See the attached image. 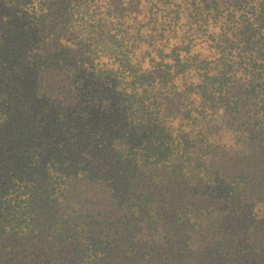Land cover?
Masks as SVG:
<instances>
[{"label": "trees", "instance_id": "16d2710c", "mask_svg": "<svg viewBox=\"0 0 264 264\" xmlns=\"http://www.w3.org/2000/svg\"><path fill=\"white\" fill-rule=\"evenodd\" d=\"M0 264H264V0H0Z\"/></svg>", "mask_w": 264, "mask_h": 264}]
</instances>
